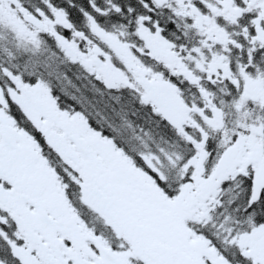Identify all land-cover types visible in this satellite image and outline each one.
I'll return each mask as SVG.
<instances>
[{"label": "snow or ice", "instance_id": "6c2138e0", "mask_svg": "<svg viewBox=\"0 0 264 264\" xmlns=\"http://www.w3.org/2000/svg\"><path fill=\"white\" fill-rule=\"evenodd\" d=\"M0 264H264V0H0Z\"/></svg>", "mask_w": 264, "mask_h": 264}]
</instances>
